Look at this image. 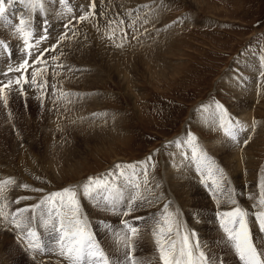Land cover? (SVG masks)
I'll list each match as a JSON object with an SVG mask.
<instances>
[{"label": "rangeland", "instance_id": "1", "mask_svg": "<svg viewBox=\"0 0 264 264\" xmlns=\"http://www.w3.org/2000/svg\"><path fill=\"white\" fill-rule=\"evenodd\" d=\"M40 2L39 14L43 8L59 6L65 18L58 31L52 30L49 19L40 22L44 16L37 27L32 25L40 34L50 26L51 51L46 55H55L58 61L43 58L39 69L55 63L58 73L53 78L58 81L53 86L47 72L42 73V81L52 85L49 92L38 89L42 81L37 77L35 84L30 83L32 76L24 77L23 91L20 86L5 90L7 105L0 98V264H69L59 255L55 243L59 234L53 229V224L59 227L57 210L68 209L60 208L59 199L33 207L65 188L76 190L80 217L112 264H129L126 240L137 264L163 263L153 229L168 212L177 219L181 210L187 222L179 230L193 234L190 243H200L198 251H206L209 264H241L218 215L245 206L252 221L264 211L260 203L264 192V0H95L94 15L91 0ZM16 5L18 11L24 4L16 0L8 7L10 21L13 13L16 17ZM82 15L88 18L79 21ZM12 22L0 21V36L11 32ZM64 25L71 32L57 43L66 33ZM12 33L14 42L19 33ZM146 48L156 53L145 52ZM146 53L155 56L146 57ZM217 103L226 110L236 140L220 126ZM240 117L250 122L247 129L235 126ZM189 137L195 138L192 143ZM186 147H195L197 156L205 153L214 162L215 172L209 175L203 166L197 170V160L189 156L182 160L192 163L189 168L178 163ZM117 164L134 168L117 169ZM208 175L219 187L213 181L205 183L207 188L195 184V179ZM90 177H100L113 194L117 189L122 193L121 210L130 197L138 196L134 210L127 216L105 210L103 197L109 193L103 185L99 189L91 185V197L82 195ZM191 187L204 192L209 202L198 200ZM25 208L29 210L19 211ZM135 217L144 219L135 221ZM124 220L138 227L137 236L131 237ZM25 225L36 231V238L27 235ZM251 226L255 246L264 252V232L258 221ZM37 241L44 251L30 247V242Z\"/></svg>", "mask_w": 264, "mask_h": 264}, {"label": "snow or ice", "instance_id": "2", "mask_svg": "<svg viewBox=\"0 0 264 264\" xmlns=\"http://www.w3.org/2000/svg\"><path fill=\"white\" fill-rule=\"evenodd\" d=\"M16 0H0V21L5 23H11L8 15L7 9L12 5ZM19 2L25 4L30 9H35L37 7H42L40 0H19ZM65 0H60V3H64ZM92 12L94 13L95 0H91L89 5ZM87 15H82L79 17V20L87 19ZM67 27V25H65ZM15 30L24 38V44L29 46V40L27 37L33 34V29L31 23L24 16L19 18V23L15 25ZM45 36L41 39L47 38V29H44ZM64 35L62 34L60 40H63ZM37 44L39 40L36 41ZM0 47H7L0 42ZM47 50H42L40 55H43V52ZM29 56H32V53L29 51ZM262 59V66H264V57ZM40 61V56H36L33 60L34 63ZM28 64V60L25 59L23 62L15 69L16 71L23 72L25 71V65ZM9 72L13 71L12 68L8 69ZM264 75V72L261 73ZM32 79L30 83H36V72L33 71ZM25 82H29L25 79ZM13 83L20 86L21 91L23 87L21 84V79L17 78L14 82L11 79H8L6 83L0 81V98L4 99L5 105H7V98L3 96L5 89L9 91L13 89ZM216 110L219 113L220 126L224 128L226 135L231 139L236 140L237 134L232 130L231 123L227 120V112L224 109L223 105L217 103ZM227 125V126H226ZM194 137H189V143H192ZM247 143V141H245ZM193 159L198 162V169L200 170L201 166L207 167L209 175L212 174V170L215 167L214 162L211 161L205 153L202 151L200 155L197 156V149L193 147L192 151ZM149 160L151 157L148 158ZM124 167L134 168V165H121L117 164L116 168L121 169ZM222 174V170H221ZM110 175V174H109ZM12 181H6L5 183H11ZM214 184L218 183L213 181ZM95 184L96 188L99 189L103 185V191L108 192L109 195L103 197L105 203V210L117 212L122 216L129 215L134 209L133 204L135 203L138 196L130 197L127 206L121 210L118 205L122 202V193L117 189L115 194H113L112 189L109 188L107 184H104L100 177H90L88 183L83 186L84 195L91 197L93 189L91 185ZM147 184V180H145ZM27 187V185H24ZM138 188L139 185H136ZM264 188V184H262ZM59 199L60 208H67L68 211L64 212L60 209L57 210L56 215L59 217V227L57 228L53 224V229L57 232L58 238L55 240V243L58 245L59 255L66 258L69 261V264H109L108 257L105 255L104 251L101 249L100 244L93 239V234L88 231L87 224L80 217V206L77 199L76 190L74 188H65L61 192H54L45 197L44 200L40 201L39 205L33 206L34 208L40 207L41 205L49 202H55ZM65 200L67 203H65ZM260 203L264 205V192H262V199ZM29 209H20L21 213L28 211ZM167 211V209H166ZM221 217L220 226L223 229L224 233L227 235L228 241L231 243L232 248L234 249L236 255L239 257V260L242 264H264V252H258L257 247L254 245L250 229L248 227V221L246 219L247 212L243 209L237 207L231 212H225L219 214ZM143 217H135V221L143 220ZM256 219L258 221L260 231L264 232V211H261L257 214ZM17 228H21L22 225L19 221L13 220ZM30 223V221H29ZM48 221H45V226H47ZM125 227L128 229V232L131 234V237L138 235V227L134 223H130L127 220L122 221ZM27 227V225H25ZM176 231V236L178 240H166L164 238L165 233H172L173 230ZM27 235L32 238L37 237L36 231L27 227ZM190 233H185L181 235L179 231V225L177 223L176 217L172 213H168L163 217L162 224L157 222L153 229V236L155 238L160 259L163 261V264H209V258L206 257V254L203 251L199 250V244L190 243ZM30 247H33L35 250L44 251V245L37 241L35 244L30 242ZM124 247L129 249V252L126 253V258L129 264H137V261L131 255L132 246L130 240L124 242ZM222 264V262H220Z\"/></svg>", "mask_w": 264, "mask_h": 264}, {"label": "bare ground", "instance_id": "3", "mask_svg": "<svg viewBox=\"0 0 264 264\" xmlns=\"http://www.w3.org/2000/svg\"><path fill=\"white\" fill-rule=\"evenodd\" d=\"M101 2H103V1H101ZM57 3V2H56ZM75 3L77 4V0H75ZM106 3V2H105ZM51 3H48V6L50 5ZM110 4H112V3H110ZM123 4V3H122ZM100 5V4H99ZM98 5V6H99ZM106 5V4H105ZM15 8L13 9V10H15V11H17V9H19L20 7H17V5L16 6H14ZM59 7V6H58ZM58 7H56L54 10H51L50 9V7H48L49 9H47L46 8V10H45V8H43V12L41 13V14H39L38 12H37V9H38V7L37 8H35L34 10L33 9H30V8H28L25 4L23 5V7H22V9H20V10H18L17 11V13H15L16 14V17L19 19L21 16H24V17H29V21H30V23L34 26V27H37V22L39 21V20H42V17L44 16L45 17V20H42V21H40V22H45V21H47L48 19L51 21L50 22V24H51V28H52V30H54V31H58V29H59V25H60V20H62V19H65L64 18V16H62V12L60 13V11H59V9H58ZM106 7V6H105ZM128 7V6H127ZM126 7V8H127ZM131 7V6H130ZM136 7V6H135ZM125 8V7H124ZM105 9V8H104ZM107 9V8H106ZM12 10V9H11ZM28 10H33V14L31 15V14H27V12H28ZM119 10V11H118ZM117 10V12H120V8ZM10 11V10H9ZM8 11V12H9ZM105 11V10H104ZM122 12V11H121ZM99 13V12H98ZM134 13V12H133ZM14 14V13H13ZM128 14V13H127ZM90 18H92V17H90ZM89 18V19H90ZM98 18V17H97ZM95 19V18H94ZM93 19V20H94ZM80 21V20H79ZM90 21H91V19H90ZM89 21V22H90ZM87 22V21H86ZM88 22V23H89ZM99 22V21H98ZM40 24V23H39ZM90 24V23H89ZM98 25V24H97ZM79 27V26H78ZM85 27H87L88 28V26L87 25H85ZM84 27V28H85ZM102 27V26H101ZM103 28H104V26H103ZM101 29V28H100ZM7 30V29H6ZM89 30H90V28H89ZM86 31V30H85ZM102 31V30H101ZM105 31V30H104ZM89 32H91V31H89ZM88 32V33H89ZM6 35H3V36H0V37H3L4 38V41H6V42H9L11 45H13L14 44V42H15V39H14V42H13V40H11V32L9 31V30H7L6 32ZM59 36V33L57 32V35H56V37H58ZM90 36V35H89ZM93 36V35H92ZM40 37V36H39ZM61 37V36H60ZM60 37L57 39V40H60ZM55 38V37H54ZM90 38V37H89ZM93 39V38H92ZM96 40V39H95ZM19 40H17L15 43H17ZM39 41H41V37L39 38ZM92 42H94V41H92ZM148 43V42H147ZM53 44L54 45H56V43H55V40H54V42H53ZM50 45V42H48V46ZM84 45V44H83ZM152 45V44H151ZM153 46V48H155V45H152ZM151 47V46H150ZM79 48V47H78ZM83 48V47H82ZM152 48V47H151ZM152 48V49H153ZM156 49V48H155ZM155 49L154 50H151V49H148V48H146V50H145V52H149L150 51V53L151 52H155ZM72 50H73V48H72ZM76 52V51H75ZM156 53V52H155ZM59 54H61L60 52H58V54L57 55H59ZM75 54V53H74ZM147 54L148 53H146V57H147ZM49 58H51L50 56H52L50 53L47 55ZM148 56H150L149 54H148ZM151 56L152 57H154L155 56V54L153 53V54H151ZM150 56V57H151ZM52 57H54V58H52L54 61H58L57 59V56H52ZM151 57V58H152ZM147 59V58H146ZM150 59V58H149ZM46 61H47V59H45ZM50 61V60H49ZM47 64V63H46ZM46 66V65H45ZM43 67V66H42ZM55 68H57V66H55V63H52L51 64V62H50V66H47V67H44V68H42L41 70L40 69H37V70H35V72H36V77L39 79V80H43V77L41 76L42 75V73L43 72H47L46 73V75L48 76V78H49V81L50 82H53V86H54V83L55 82H57L58 80H55L54 78H53V76L55 75V73H58V71L56 72L55 71ZM32 73V72H31ZM52 75H51V74ZM44 74V73H43ZM67 74V73H66ZM149 75V74H148ZM155 75V74H154ZM44 76V75H43ZM150 78H152V76L150 77ZM36 82H38V81H36ZM41 84V83H40ZM37 86H38V89L39 88H42L43 90L44 89H46L47 91H49V92H52L51 90H52V85L50 86V85H48L46 82H43L42 81V85H39V84H37ZM31 87V86H30ZM30 87H29V89H30ZM19 88V87H18ZM255 88V87H254ZM33 89H34V87H33ZM42 89H40V90H42ZM54 89V88H53ZM32 90L30 89V92H31ZM32 92H34V91H32ZM40 92V91H39ZM36 94V93H35ZM35 96H37V95H35ZM59 102V101H58ZM54 103V102H53ZM57 105V104H56ZM237 122H236V124H235V126H238L239 128H241V129H247L248 128V126H250L251 124H250V122L249 121H246L245 119H244V117H240V119H238L237 118V120H236ZM215 129H218V127H215ZM252 130V129H251ZM216 131H218V130H216ZM258 133H260V132H258ZM220 134V136H218V140H220V141H222L223 139H224V137H222V133L220 132L219 133ZM252 137V136H251ZM227 138H229V137H227ZM245 139V138H244ZM244 142H245V140H244ZM248 144V143H247ZM237 147H240V146H237ZM189 149V150H187V149ZM184 150H181L180 151V157L181 158H177L178 160V163H180L181 165L182 164H185L186 165V163H182L183 161L182 160H185L184 158H185V156H189V160L190 159H193V158H191L190 157V154L192 153V151H193V149H190V148H188V147H186ZM241 150V149H240ZM240 150H238L237 152H239ZM235 151H236V149H235ZM198 152V151H197ZM184 154H186V155H184ZM186 157V158H187ZM188 161V160H187ZM192 162V161H191ZM190 164V163H189ZM189 164L187 163V165H186V167L188 166V168L190 167V166H192V163L190 164V166H189ZM172 165V164H171ZM179 166V165H178ZM185 168V167H184ZM203 168H204V170L206 169V167H204L203 166ZM191 171L195 174V170H192L191 169ZM213 171L215 172V170L213 169ZM212 171V173H214ZM254 172V171H253ZM115 173V172H114ZM207 173H209L208 171H207ZM250 175V174H249ZM259 175V174H258ZM197 176V175H196ZM254 176V175H253ZM264 176V175H263ZM207 178L205 179V178H199V179H195V184L196 183H200L199 185H201L202 186V188H207V187H205V183H209V181H213V180H211L210 179V177H209V175L208 176H206ZM259 177V176H258ZM257 177V178H258ZM261 177V176H260ZM215 178H217V177H215ZM254 178V177H253ZM252 178V179H253ZM185 179V178H184ZM183 179V180H184ZM246 179V178H245ZM255 179V178H254ZM187 180V179H186ZM216 180V179H215ZM257 180V179H256ZM255 180V181H256ZM260 180H261V178H260ZM252 181V180H251ZM186 182H188V184H191V181L188 179ZM243 182V181H242ZM250 182V181H249ZM261 182V181H260ZM212 183V182H211ZM257 184L259 183V182H256ZM209 185H212V184H209ZM234 186V185H233ZM257 186V185H256ZM2 187V186H1ZM81 187H82V185H81ZM92 187V186H91ZM95 187V186H94ZM235 187V186H234ZM252 187H253V185H252ZM125 188V187H124ZM209 188V187H208ZM94 189V188H93ZM240 189V188H239ZM254 189V188H253ZM261 189V188H260ZM259 189V190H260ZM122 190H124V189H122ZM134 190V189H133ZM191 190L194 192V193H197V195H198V200H202V201H204V203H205V201L206 200H204V197L202 196L203 195V193L202 194H200V193H198L197 192V190H194L193 189V187H191ZM249 190V189H248ZM248 190H246L245 189V192L247 191L248 192ZM4 191V190H3ZM32 191V190H31ZM199 191V190H198ZM206 191V190H205ZM209 191V190H208ZM238 191H240V190H238ZM242 191V190H241ZM254 192V191H253ZM260 192H261V190H260ZM259 192V193H260ZM251 193V192H250ZM134 194V193H133ZM235 194V193H234ZM237 194V193H236ZM241 194V193H240ZM249 194V193H248ZM82 195H84L83 194V192H82ZM82 195H80V196H82ZM215 195V194H214ZM251 195V194H250ZM254 195H255V193H254ZM261 196H262V194H260ZM207 196V195H206ZM210 197V196H209ZM7 198V197H6ZM206 198V197H205ZM236 198H238V197H236ZM253 198V197H252ZM251 198V199H252ZM90 199V198H89ZM216 199V198H215ZM254 199H255V197H254ZM83 200V199H82ZM81 200V201H82ZM213 201V200H212ZM214 201H216V200H214ZM238 201V200H237ZM248 201V200H247ZM251 201V200H250ZM206 202H209L208 200L206 201ZM226 202V201H225ZM85 203V202H84ZM214 203V202H213ZM221 203V202H220ZM82 204V203H81ZM87 204L89 205V203H86V206H87ZM173 204V203H172ZM245 205V204H244ZM257 205V204H256ZM175 206V205H174ZM210 206V205H209ZM208 206V207H209ZM248 206V205H247ZM98 207H100V206H98ZM218 207V206H217ZM224 207H226V206H224ZM244 208L243 209H245V206H243ZM193 208V207H192ZM195 208V207H194ZM193 208V209H194ZM219 208V207H218ZM190 208H188V210H189ZM176 210V209H175ZM181 210V209H180ZM190 210H192V209H190ZM189 210V211H190ZM221 210V209H220ZM249 210V209H248ZM83 211H85V210H83ZM97 211V210H96ZM182 211V210H181ZM181 211L179 212V211H177L178 212V217H177V223H178V225H179V228L182 230L184 227H185V223L187 222L186 220V218H184V216H182V214H181ZM193 211V210H192ZM192 211L190 212V213H192ZM213 211V210H212ZM223 211V210H222ZM173 212V211H172ZM176 212V211H175ZM176 212V213H177ZM207 212V211H206ZM91 213V212H90ZM94 212H92V214H93ZM142 213V212H141ZM169 213V212H168ZM167 213V214H168ZM174 213V212H173ZM200 213V212H199ZM203 213V212H202ZM201 213V214H202ZM86 214V213H85ZM186 214H187V212H186ZM209 214V213H208ZM96 215V214H95ZM175 215V214H174ZM198 215V214H197ZM206 215V214H205ZM212 215H213V217H214V214L212 213ZM104 216V215H103ZM189 216V215H188ZM192 216V215H191ZM200 216V215H199ZM210 216H211V214H210ZM94 217V216H93ZM198 217V216H197ZM98 218H100L99 216H98ZM108 218V217H107ZM195 218V217H194ZM215 218V217H214ZM86 219V218H85ZM186 219V220H185ZM191 219V218H190ZM44 220H45V218H44ZM196 220V219H195ZM195 220L193 221V220H191V221H193V222H195ZM202 219H200V221H201ZM205 220V219H204ZM208 220H209V218H208ZM210 220H212V218L210 217ZM199 221V222H200ZM189 223V222H188ZM198 223V222H197ZM192 224V223H191ZM200 224V223H199ZM188 226V225H187ZM4 227V226H3ZM200 227V226H199ZM206 227V226H205ZM211 227V226H210ZM209 227V228H210ZM214 227V226H213ZM1 228V227H0ZM191 229V228H190ZM211 229V228H210ZM214 229H216V228H214ZM212 230H213V228H212ZM180 231V230H179ZM183 231V230H182ZM187 231V230H186ZM217 232H218V230H217ZM180 233H181V231H180ZM191 233V232H190ZM198 233V232H197ZM104 234V233H103ZM181 234H183V233H181ZM214 234V233H213ZM218 234V233H217ZM216 234V235H217ZM172 236H169V235H166V234H164V238L166 239V240H178V237L176 236V232H175V234H171ZM199 235V234H198ZM104 236V235H103ZM196 236H197V234H196ZM200 236H201V234H200ZM218 236H219V234H218ZM222 237V236H221ZM220 237V238H221ZM190 238H192V237H190ZM194 238H195V236H194ZM217 239V238H216ZM197 240V239H196ZM199 240V239H198ZM218 240H220V239H218ZM110 241V240H109ZM136 241H138V240H136ZM155 241V240H154ZM192 241V240H191ZM193 242H195V241H193ZM106 243V242H105ZM104 243V244H105ZM108 243V242H107ZM110 243V242H109ZM135 243V242H134ZM213 243V242H212ZM218 243V242H217ZM217 243H215V244H217ZM227 243V242H226ZM196 244V243H195ZM200 244V243H199ZM201 244H202V242H201ZM204 244V243H203ZM228 244V243H227ZM112 245V244H111ZM139 245V244H138ZM208 245V244H207ZM219 245V244H218ZM113 246V245H112ZM141 246V245H140ZM204 246V245H203ZM222 246V245H221ZM224 246V245H223ZM222 246V247H223ZM106 247V246H105ZM108 247V246H107ZM139 247V246H138ZM202 247V246H201ZM221 247V250L223 249ZM137 248V247H136ZM140 248V247H139ZM157 248V247H156ZM199 248H200V246H199ZM226 248V247H225ZM224 248V249H225ZM115 249V248H114ZM153 249V248H152ZM151 249V250H152ZM158 249V248H157ZM109 250H110V248H109ZM202 250V249H201ZM204 250V249H203ZM202 250V251H203ZM208 250V249H207ZM225 252H226V250H224ZM110 252V251H109ZM204 252H206V251H204ZM114 253V252H113ZM156 253H157V250H156ZM155 253V254H156ZM159 253V252H158ZM214 253H216V252H213V254ZM228 253V252H227ZM226 253V254H227ZM153 255H154V253H152ZM210 254H212V253H210ZM212 254V255H213ZM217 255H218V253H216ZM229 254V253H228ZM208 255H209V253H208ZM217 257H219V256H217ZM216 258V257H215ZM232 258V257H231ZM213 259H214V256H213ZM218 259V258H217ZM221 259V258H220ZM215 260V259H214ZM218 262V261H217ZM216 262V263H217ZM234 263V262H233ZM236 263V262H235Z\"/></svg>", "mask_w": 264, "mask_h": 264}]
</instances>
